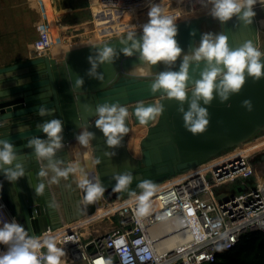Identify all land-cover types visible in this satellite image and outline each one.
Listing matches in <instances>:
<instances>
[{"label": "water", "instance_id": "water-1", "mask_svg": "<svg viewBox=\"0 0 264 264\" xmlns=\"http://www.w3.org/2000/svg\"><path fill=\"white\" fill-rule=\"evenodd\" d=\"M152 2L156 4L157 0ZM176 24V39L184 53L199 44L204 32H223L233 49L241 47L246 41H251L256 48L260 44L255 16L248 26L236 18L222 25L209 14ZM193 31L196 33L194 37L190 35ZM136 33L138 38L142 36V31ZM126 38L127 35L77 45L49 56H30L26 60L0 66V139L9 140L16 146L20 155L18 162L25 166V176L15 182H9L0 173V185L3 183L11 195L6 200L1 192L0 196L16 221H20L33 237L49 227L57 228L83 218L91 213V209L94 211L97 200L100 201L99 205H104L140 192L143 189L137 185L141 180L163 181L176 173L194 170L213 157L264 133V77L258 81L248 77L240 93L234 94L227 103H221L218 97L214 99L208 107L209 126L204 133L193 135L186 131L183 117L177 111L179 102L169 99L164 93L153 94L150 90L155 74L178 71L180 61L172 68L163 63L145 66L139 60V54L126 57L120 52L123 47L120 42ZM106 45L117 51L118 58L112 66L98 67V72L105 77L101 83L87 75L91 67L88 57L95 56L96 49ZM142 68L149 73L137 74L136 71ZM203 68L204 65H201L199 71H203ZM190 75L192 81L200 78L196 70ZM77 76L84 79V86L71 90ZM244 100L251 101V111L242 106ZM105 102L127 110L124 120L128 121V131L122 134L121 145L114 149L107 146L102 131L95 127L98 119L96 107ZM155 106H161L163 110L141 123L137 109ZM187 106L184 105L186 109ZM41 108L46 110V115H39ZM56 118L64 122V147L57 158L65 162L64 167L76 169L67 176L69 180L73 178L74 199L63 207L59 205L61 197L57 195L55 183H50L53 174L49 173L48 177L40 175L42 165L28 147L29 138H44V134L37 130V124ZM132 124L147 126V134L139 144V157L133 156L127 148V136ZM77 125L95 133V139L87 146L78 144L75 139L80 131ZM112 152L115 155H109ZM96 160L100 163L96 164ZM252 161L256 176L264 180V151L255 154ZM90 167L91 171H96V179L90 177ZM125 171L132 173L133 182L126 190L114 191L116 182L112 177ZM76 174L81 179L78 180ZM84 179L99 183L104 189L92 202L85 200V189L81 187ZM41 183L45 185L44 191L37 195L35 189ZM13 188L17 191L16 195L11 192ZM60 212L64 219H61Z\"/></svg>", "mask_w": 264, "mask_h": 264}, {"label": "clouds", "instance_id": "clouds-1", "mask_svg": "<svg viewBox=\"0 0 264 264\" xmlns=\"http://www.w3.org/2000/svg\"><path fill=\"white\" fill-rule=\"evenodd\" d=\"M257 0H206V5H211L209 15L222 25H227L236 18L245 26L252 23L255 16L253 6ZM178 28L175 17L166 14L158 4H152L148 11V21L142 25V36L138 38L136 31H129L127 38L121 40L123 47L120 52L126 57L139 54V60L145 66H155L163 63L169 68L180 61L178 71H163L155 74L150 84L153 94L164 93L169 99L179 102L177 111L182 115L186 131L193 135L204 133L210 124V112L214 99L219 98L221 103H227L234 94H239L248 77L257 81L264 77V53H261L251 41H246L241 47H230L229 38L223 32H204L201 34L199 44L188 53L178 45ZM193 37L196 33H190ZM118 58L117 51L110 46L96 49L95 56L90 55L88 62L91 65L87 72L90 78L103 83L105 77L98 72L100 65H114ZM204 65L203 71H199ZM196 70L200 78L192 81L190 73ZM84 79L77 76L71 90L83 88ZM192 84L189 87V84ZM189 96L191 98L189 99ZM187 104V109L184 105ZM230 106V105H229ZM242 106L251 111L252 103L244 100ZM161 106L139 108L137 116L141 123L154 114H159ZM98 119L95 127L102 131L109 148L121 145L122 134L128 129L124 125L127 116L126 108L110 105L105 102L96 107ZM39 115H46V110L39 109ZM80 131L75 139L80 145L87 146L95 139V133L87 127L77 125ZM37 130L44 134V138L33 136L28 140V147L33 150L35 159L41 163L42 177L52 173L50 183H57L59 178L67 177L70 172H75L72 167H64V161L57 158L58 152L64 147V122L59 119L46 120L37 124ZM109 155H115L114 152ZM20 161L16 146L6 139H0V173L9 182H15L25 176V166ZM96 164L100 161L96 160ZM114 191H123L133 182V175L129 171L116 173ZM45 185L39 184L35 191L37 195L44 191ZM81 187L85 189L86 202H92L98 194L103 192L99 183H92L84 179ZM143 189L138 200L143 204L152 194L153 184L149 180H141L137 185ZM141 212L145 211L141 207ZM0 246L5 250L0 251V264H63L61 257L64 251L56 246L53 238L48 237L41 242L30 236L24 226L15 220L8 221L0 218ZM46 248L47 252L40 251Z\"/></svg>", "mask_w": 264, "mask_h": 264}, {"label": "built area", "instance_id": "built-area-1", "mask_svg": "<svg viewBox=\"0 0 264 264\" xmlns=\"http://www.w3.org/2000/svg\"><path fill=\"white\" fill-rule=\"evenodd\" d=\"M156 4L167 8L166 14L176 22L208 15L211 8L205 6L206 0H157ZM89 6L90 22L96 26L92 2ZM134 7L138 6L113 9L114 24L121 25L118 29L133 31ZM138 28L134 31H142ZM51 31L49 26L40 27L34 42L37 56L53 54ZM92 32L97 34L96 30ZM104 35H97L98 40L107 41ZM257 140L263 141L250 145ZM251 147L255 149L247 152ZM263 151L264 133L194 170L176 173L153 185L151 196L143 204L138 200L143 190L107 202L104 207L138 196L105 215L118 221L105 232L85 235L81 227L68 230L70 223H65L34 237L53 238L65 253L63 264H212L219 254L236 249L244 234L264 232V180L256 176L252 161ZM236 181L240 193L229 191V184ZM141 207L145 211L141 212ZM40 251L46 253L47 249Z\"/></svg>", "mask_w": 264, "mask_h": 264}, {"label": "crops", "instance_id": "crops-1", "mask_svg": "<svg viewBox=\"0 0 264 264\" xmlns=\"http://www.w3.org/2000/svg\"><path fill=\"white\" fill-rule=\"evenodd\" d=\"M70 1H72L73 3L71 4ZM115 1L117 3L115 5L113 4V8L111 10L109 9V12L107 13L109 17L113 16V12H112L113 9L129 7V6L123 5L122 2L119 0H115ZM91 2L92 0H66V1L65 0H0V66H4L5 64H12V63L20 62L32 56L31 53L35 51L34 42L39 36L40 27L45 25V26H49L50 29L53 28L51 26L52 17L50 16L48 12V8H47L48 5H50L51 8L54 9L55 13L57 14L56 19H55V25L57 27L59 26L58 28L61 31H63V33H67L69 32L70 29L75 28L76 27L75 25L80 23V21H84L87 19L89 12H90L89 5L91 4ZM151 2L152 0H145V2L139 4L138 1H135V2L131 1L129 5H132V7L138 6V7H134L135 8L134 11L138 13L140 12V10L144 12L143 9L148 8ZM161 7H164V6H161ZM92 10H93L94 17L96 19L95 11L94 9ZM148 11L149 9H147V11H145L144 14L148 15ZM68 13L72 14L71 15L72 18L78 20V22H74L75 27L71 26L72 22H68L71 19L70 17L67 21L63 20V17L65 16L64 14H68ZM91 18L92 17L89 18V22L91 21ZM57 33L59 34V32ZM53 36L56 39L59 38L58 36L57 37L55 35ZM66 40H69V38ZM62 47L63 46H59L58 48H55L58 50H55L54 53L63 51ZM70 47L71 46H68V48ZM18 49H21V52L11 54V56L3 55L5 51H16ZM145 134L141 139L145 137ZM127 139H128V136H127ZM128 144H129V147H128L129 152L133 156H135L132 153V150L130 149L131 142L129 143L128 141ZM135 157H138V156H135ZM91 168L92 167H90V171H89L91 174L90 177H92V179H96L95 178L96 171H93V170L91 171ZM76 176L78 180L81 179V177L78 176V174H76L75 177ZM72 181H73V178L69 180L68 177H61L59 178L57 183L53 184L55 189L57 190V195L61 197V203L59 204L61 207H63V205L65 204H70L71 200L74 199L73 198L74 190L71 185ZM1 189L3 190V192H5L7 196L8 195L11 196L7 192V188L4 186L3 183H1ZM11 192L13 193V195H16L17 193V191L14 188L12 189ZM3 202L4 201L0 198V203L3 205L5 211L9 213V210L4 205ZM62 215L63 213L60 214V217L61 219H64ZM54 218L56 219V216ZM102 218H98L96 220H99ZM92 223H94V221ZM84 227L86 229L85 231L86 235H89L90 233H93V234L98 233L97 231H93V229L91 228V223L88 225H85Z\"/></svg>", "mask_w": 264, "mask_h": 264}, {"label": "rangeland", "instance_id": "rangeland-1", "mask_svg": "<svg viewBox=\"0 0 264 264\" xmlns=\"http://www.w3.org/2000/svg\"><path fill=\"white\" fill-rule=\"evenodd\" d=\"M94 2L98 3L102 8V3H101L102 0H92V7H93L92 9L95 8V6L93 5ZM47 8H48V12H49L50 16L52 17L51 18V23H52L51 26L53 27V28H51L52 29V31H51L52 35H54V33L59 32L58 35H55V36H58L59 38L55 39V40L53 39L54 40V43L52 46L53 48H58L59 46H57V45H62L63 46L62 48L65 49V47L68 48V46L73 47V46H77V45H87V44H90L93 42H99V40H98L99 38H97V35H100V37H102L100 32H99V28L105 22H109V21L113 20V18H114V17L110 18L111 16L109 17V15H107V12H109V9L102 8V10H103L102 14H104V15H102L101 17H97V15L95 14L96 19L94 17V20H95L96 26H94V24H93L94 22L93 23L89 22V18L91 17V14H90V15H88V17L86 19L87 21L86 20L80 21V23L76 24L75 25L76 27H75L74 22H78V20L72 18L71 17L72 14H69V13L64 14L65 16L63 17V20L67 21L70 17L71 19L68 22H72L71 26H74L75 28L72 27L73 29H70L69 32L63 33V31H61L58 28L59 26L57 27L55 25V19H56V15H57L55 13V10L52 9L50 5H48ZM253 11L255 12V17H256L258 25H259L260 44H259V47L257 49L259 51H261V53H264V0H257L256 4L253 6ZM75 15H77V14H75ZM75 17H77V16H75ZM94 30H96L97 34L92 32ZM128 32H129V30H120V32H118V33H114V32H113V34L107 33L108 35H106V36L104 35L105 36L104 39H106L108 41V40H112L115 38L124 37L128 34ZM68 38L70 41L66 40ZM55 50H58V49H55ZM54 51H53V54H55ZM17 52H21V49H18L16 51H5L3 53V55L11 56V54H15ZM31 54L34 57L36 55V52L34 51ZM131 128H135V129H134V133H133L134 140L130 144V149L132 150V153L135 156L139 157L140 156L139 144L141 141L140 138H142L144 136L145 128L142 126L135 127L133 124L130 125L129 130ZM161 182H162V180L154 181V182H152V184L156 185V184L161 183ZM237 183H238V181H236L235 183L229 184L228 188H229L230 192L240 193L239 186H237ZM0 192L6 200L8 197L5 194V192H3V190L1 189V185H0ZM19 223L21 224L20 221H19ZM117 223H118L117 218L112 217V216H104L102 219L96 220V221H94V223H91V228L93 229V231H97L99 233H102V232H105L107 230L114 228ZM85 231L86 230H83V232L86 235ZM95 234H97V233H95ZM0 249H1V251L5 250L4 247H3V249H2V247Z\"/></svg>", "mask_w": 264, "mask_h": 264}, {"label": "bare ground", "instance_id": "bare-ground-1", "mask_svg": "<svg viewBox=\"0 0 264 264\" xmlns=\"http://www.w3.org/2000/svg\"><path fill=\"white\" fill-rule=\"evenodd\" d=\"M119 1H121L122 4L125 5V6H129V3H131V1L132 2L133 1L134 2L135 1H138L139 4L145 2V0H119ZM101 3H102V8L110 9L111 10L113 8V4L115 5L117 2L115 0H109V1L102 0ZM93 5L95 6L94 10H95V14L97 15V17H101L102 15H104V14H102L103 10H102L101 6L98 3H95L94 2ZM149 7L146 8V9L144 8L143 9L144 12L147 11V9H149ZM162 8L166 12L167 8H165V7H162ZM144 12L142 10H140V12H138V13L136 11H134L133 17H134L135 23H134V25H132V27H133V28H131L132 30H137V29H139L138 27L141 28L143 24L147 23V21H148V15H145ZM112 17H114V15L111 16L110 18H112ZM118 24L119 23H116V25H115L114 24V20H111L109 22H105L99 28V32H100L101 36H103L104 33H106V34L107 33H110L114 29H115L116 33L120 32V29H118V28H120L121 25H118ZM136 73L139 74V75H146L149 72H147V69H143L142 68V69H138L136 71ZM140 126H142V127L145 128V133L147 134V126L146 125H143V124H140V125H137L135 127H140ZM134 129L135 128H132L129 131L128 139H127V148L129 147L128 141L130 143V142H132L134 140V135H133ZM146 134H145V136H146ZM140 140H142V139L140 138ZM262 141L263 140H257L256 142H254V143H252L250 145H253V144H256V143L257 144H261ZM259 147H261V146H259ZM254 149L255 148L251 147V148L247 149V152H250V151H252ZM241 153H244V152L241 151ZM137 197H135V196L128 197V198H125L124 200H119V201H116L113 204H109L107 207H104L103 204H100L99 205V202L100 201L97 200L98 204L96 205L94 211H93V209H91V213H87L86 216H84L83 218L77 219L76 222H74V223L73 222L70 223V225H68L67 229L68 230H74V229H77V228H80L81 227L83 230H86L85 227H84L85 225H88V224L92 223L93 221H95L98 218L104 217L108 213L114 211V209H117V208H119V207H121V206H123L125 204L131 203L132 201L136 200ZM0 198H1V196H0ZM0 218L7 219L8 221L15 220L14 216L12 217L11 214H9V213H7V211H5V209H4V207H3V205L1 203H0ZM40 241H42V240H40Z\"/></svg>", "mask_w": 264, "mask_h": 264}, {"label": "trees", "instance_id": "trees-1", "mask_svg": "<svg viewBox=\"0 0 264 264\" xmlns=\"http://www.w3.org/2000/svg\"><path fill=\"white\" fill-rule=\"evenodd\" d=\"M53 39L56 38L53 36ZM212 264H264V232L250 231L244 234L236 249L219 254Z\"/></svg>", "mask_w": 264, "mask_h": 264}, {"label": "flooded vegetation", "instance_id": "flooded-vegetation-1", "mask_svg": "<svg viewBox=\"0 0 264 264\" xmlns=\"http://www.w3.org/2000/svg\"><path fill=\"white\" fill-rule=\"evenodd\" d=\"M124 125L128 129V121L124 120Z\"/></svg>", "mask_w": 264, "mask_h": 264}]
</instances>
